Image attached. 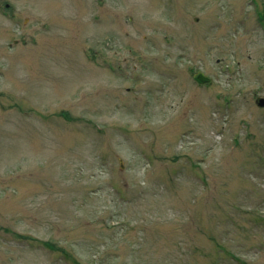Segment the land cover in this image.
Instances as JSON below:
<instances>
[{
    "label": "rangeland",
    "instance_id": "rangeland-1",
    "mask_svg": "<svg viewBox=\"0 0 264 264\" xmlns=\"http://www.w3.org/2000/svg\"><path fill=\"white\" fill-rule=\"evenodd\" d=\"M257 97L264 0H0V264H264Z\"/></svg>",
    "mask_w": 264,
    "mask_h": 264
},
{
    "label": "water",
    "instance_id": "water-1",
    "mask_svg": "<svg viewBox=\"0 0 264 264\" xmlns=\"http://www.w3.org/2000/svg\"><path fill=\"white\" fill-rule=\"evenodd\" d=\"M193 79L198 83H202V84H211L212 82L211 78L202 71H196L193 74ZM256 104L260 107H264V97H258L256 99ZM119 161L120 163L122 162L121 159H119Z\"/></svg>",
    "mask_w": 264,
    "mask_h": 264
}]
</instances>
